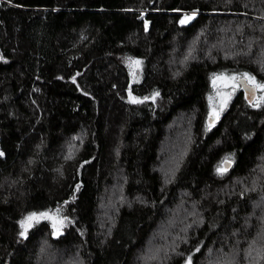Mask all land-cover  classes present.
<instances>
[{"label":"trees","instance_id":"obj_1","mask_svg":"<svg viewBox=\"0 0 264 264\" xmlns=\"http://www.w3.org/2000/svg\"><path fill=\"white\" fill-rule=\"evenodd\" d=\"M238 75L264 85V0H0V263L264 264V88Z\"/></svg>","mask_w":264,"mask_h":264},{"label":"rangeland","instance_id":"obj_2","mask_svg":"<svg viewBox=\"0 0 264 264\" xmlns=\"http://www.w3.org/2000/svg\"><path fill=\"white\" fill-rule=\"evenodd\" d=\"M183 19H187V17L184 16ZM236 74H238V73L231 72L225 76H223V75L216 76L215 81H218L219 78H222V80L219 84L220 86L216 87V90L213 91L214 92L213 93L214 99L211 101V104L215 103L216 105H219L226 100V98L229 96L230 92H232V89H233L232 85H235V83H236V80H235ZM233 77H234V79H233ZM250 81L255 83V81H253L251 79H250ZM127 89H128L127 95H128L129 99L135 100V99L139 98L137 95H134V92H132L130 86H128ZM257 89H258V86H257ZM258 93H259V90H258ZM254 98H257V97H254ZM213 108H215V107H213ZM187 131L188 130L183 129V128H178L175 132L173 130V132L170 133V139H169L171 144H174V145L177 144L176 147H178L179 145H181V147L184 146V143L182 144V140L184 138L187 139ZM168 143H169V141H168ZM168 143L166 145L162 146V149L167 148V149L173 150V148L168 147ZM174 151H177V150L174 149ZM228 159L230 160L229 157H228ZM173 163H174V161H173ZM172 164H171V166H170V164L166 165V168L162 171L163 175H166L168 177V175L170 174V171H171ZM169 219L171 220L172 216H170ZM102 228H103V226H100V229H102ZM157 251H161V247L156 246V245H155V247H153L151 245H147V247L144 248L143 252L137 254L136 258H140V255L143 253H147V254H150L153 256L154 252H157ZM43 253L44 252H41V250H40L39 253H37L36 255L34 254L33 255L34 261L35 262L38 261V263H39V260H40L41 261L40 263H43V261L46 263V261L48 260L49 264H51V261L54 262L52 264H65L66 262H67V264H78L79 263V260L77 259L76 256H75L76 260H74L75 262L73 260H71L69 258V256H67L66 254H65L66 256L64 255L65 256L64 258L59 256V258L56 261L55 260L56 258H54V256L57 257L56 252H54L53 255H51L49 253H46L44 255ZM61 258H63L64 260H62ZM70 261H71V263H70ZM189 262H190V258L186 257V259L183 261L182 264H189ZM0 264H7V263H0ZM141 264H148V262H145V260L143 259Z\"/></svg>","mask_w":264,"mask_h":264},{"label":"water","instance_id":"obj_3","mask_svg":"<svg viewBox=\"0 0 264 264\" xmlns=\"http://www.w3.org/2000/svg\"><path fill=\"white\" fill-rule=\"evenodd\" d=\"M237 81L239 82L242 89L245 91L246 97L251 101L254 97L258 96V89L254 82L248 81L246 76L244 75H238ZM231 164V160L224 159L223 165L225 167H229Z\"/></svg>","mask_w":264,"mask_h":264},{"label":"snow or ice","instance_id":"obj_4","mask_svg":"<svg viewBox=\"0 0 264 264\" xmlns=\"http://www.w3.org/2000/svg\"><path fill=\"white\" fill-rule=\"evenodd\" d=\"M194 15V14H193ZM191 17H188L187 19H190ZM182 23H184L185 21H181ZM137 63H139V61H137ZM245 75H247V74H245ZM233 79H234V77H233ZM259 87H261V88H264V85H258ZM158 94V93H157ZM0 155H2V153H0ZM46 215V214H45ZM35 216V214H33V216L32 217H29V219H32L33 217Z\"/></svg>","mask_w":264,"mask_h":264}]
</instances>
